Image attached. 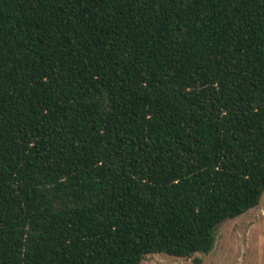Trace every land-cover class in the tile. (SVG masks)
Instances as JSON below:
<instances>
[{
	"label": "trees",
	"instance_id": "trees-1",
	"mask_svg": "<svg viewBox=\"0 0 264 264\" xmlns=\"http://www.w3.org/2000/svg\"><path fill=\"white\" fill-rule=\"evenodd\" d=\"M263 193L264 0H0V264L207 254Z\"/></svg>",
	"mask_w": 264,
	"mask_h": 264
},
{
	"label": "rangeland",
	"instance_id": "rangeland-1",
	"mask_svg": "<svg viewBox=\"0 0 264 264\" xmlns=\"http://www.w3.org/2000/svg\"><path fill=\"white\" fill-rule=\"evenodd\" d=\"M140 264H264V193L257 206L220 224L209 253L191 258L155 253Z\"/></svg>",
	"mask_w": 264,
	"mask_h": 264
}]
</instances>
